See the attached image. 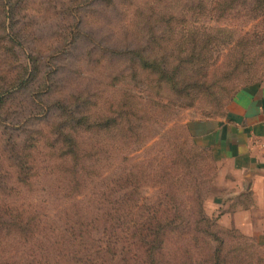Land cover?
I'll list each match as a JSON object with an SVG mask.
<instances>
[{"label":"rangeland","instance_id":"1","mask_svg":"<svg viewBox=\"0 0 264 264\" xmlns=\"http://www.w3.org/2000/svg\"><path fill=\"white\" fill-rule=\"evenodd\" d=\"M213 1L0 0V94L16 91L22 80H30L28 89L24 88V92L15 94L14 100L0 107V143L4 135L8 139V133L27 142L33 129L46 131V139L49 138L52 124L58 119L55 118L58 113L51 107L57 97L97 94V103L105 115H113L115 111L125 115L131 105L125 99H133L137 102L133 103L136 116L130 117L135 126L132 136L127 137L124 130L117 133L116 127L103 136L88 134L89 144L98 145V141L102 144L103 152L93 157L92 164H97L100 173L103 172L105 185H111L115 174L124 175L133 167L141 184L137 196L143 198L142 203L149 204L171 192L180 200L175 206L182 208L183 195L199 190L201 205L214 222L218 236L226 239L227 244L234 241L235 245L251 251L253 264H264V245L258 243L248 225L237 227L222 217L224 204L219 205L218 198L225 204L231 202V209L238 205L249 208L254 198L244 195L239 198V204L238 199L229 195V178L234 176L217 160L211 147L199 145L202 148L194 156L196 169L193 166L184 180L177 176L169 189L161 182L163 175L157 176L158 181L153 185L141 174L150 173L153 168L159 171L161 165L164 173L182 148L193 155L195 149L191 148L192 141L185 130L187 121L223 116L234 94L257 82L264 70V0H236L232 11L223 3L212 6ZM79 31L86 37L75 41L74 33ZM148 33L159 37L169 34L171 39L166 45L170 44L173 52L172 68L167 73L168 81L161 84L157 82L158 74L141 76L140 82L133 80L128 62L109 56L128 44L149 47L152 40ZM208 33L215 38L204 47L202 40ZM19 39L23 45H18ZM67 41L72 53L59 56L67 48ZM100 45L107 50L101 56L93 54L92 61L83 54L87 47ZM35 64L40 66L41 74L55 70L54 81L65 94H46L50 80L41 84V77L39 81L31 79L37 71ZM122 71L124 76L118 79ZM4 119L5 123L1 124ZM122 124L127 126L126 118ZM44 150L45 156H36L51 160L52 149ZM36 178L39 181L32 180L31 185H19V191L15 188L11 196L24 203L43 204L51 212L67 208L73 202L62 199L64 191L57 189L55 175L33 177ZM3 242L1 246L7 251V242ZM229 252L233 253L234 249Z\"/></svg>","mask_w":264,"mask_h":264},{"label":"trees","instance_id":"2","mask_svg":"<svg viewBox=\"0 0 264 264\" xmlns=\"http://www.w3.org/2000/svg\"><path fill=\"white\" fill-rule=\"evenodd\" d=\"M235 1L214 0L210 4L223 3L232 11ZM148 35L152 40L149 47H130L128 44L109 56L128 62L133 80L140 82L141 76L158 74L157 82L161 84L168 81L167 73L172 68L173 52L171 45H166V42L171 43V39L169 34L160 37L154 33ZM74 36L76 41L85 39L86 34L79 31ZM214 38L212 34H206L202 45L212 44ZM16 42L18 45L24 44L20 39ZM100 46L87 47L83 54L92 61L93 54L101 56L106 52L107 47ZM72 50L68 43L59 56H69ZM182 59L190 61L186 57ZM35 69L37 71L31 79L39 81L41 77V84L50 80L46 94H65L54 81L55 70L41 74L37 64ZM263 74L264 70L256 80ZM122 76L123 71L117 78ZM29 81L22 80L16 91L1 93L0 107L8 100H14L15 94L24 92V88L28 89ZM98 98L97 94L92 96L88 93L86 96L72 93L53 99L51 107L58 113V117H55L58 119L56 124L53 122L52 135L47 139L46 131L41 129L30 131L27 142L10 133L7 139V135L3 134L5 137L0 143V254L7 253L0 255V264H253L255 260L251 251L235 245L234 241L229 240L227 244L226 239L218 236L214 222L201 205L199 190L183 195L185 205L182 208L175 206L180 200L177 194L172 195L171 192H165L149 204L142 203L143 198L137 196L141 184H138V174L134 173L133 167L124 175L115 174L111 185H105L103 172L100 173L97 164H92L93 157L102 154V144L100 141L98 145L89 144L88 134L103 136V133L116 127L117 133L124 130L127 137L132 136L135 126L130 117L136 116L133 103L137 101L125 99L131 103L125 115L120 111H115V115H105L102 106L97 103ZM124 118L127 126L122 124ZM1 126L7 128L6 125ZM185 130L195 152L192 155L190 151L180 149L164 173H161L162 165L159 171L153 168L150 173L142 172L153 185L158 181L156 177L163 175L161 182L169 189L177 176H182L184 180L193 166H197L194 156L199 154L198 150L202 147L193 141L187 126ZM45 148L52 149L49 152L51 160H40L36 156H45ZM45 174L55 175L53 180L57 183V189L64 191L62 199L73 201L67 208L65 206L51 212L43 204H28L11 196L15 188L19 191V185H31L32 180L39 181L33 179L34 176ZM7 189L10 192L7 193ZM189 203L191 206H188ZM3 241L7 242V251L5 246H1L5 244ZM231 248L234 249L233 253L229 252Z\"/></svg>","mask_w":264,"mask_h":264},{"label":"crops","instance_id":"3","mask_svg":"<svg viewBox=\"0 0 264 264\" xmlns=\"http://www.w3.org/2000/svg\"><path fill=\"white\" fill-rule=\"evenodd\" d=\"M187 127L193 141L211 147L234 176L229 178V195L238 203L247 194L254 198L249 208L235 209L218 198L216 202L224 204L222 217L237 227L248 225L264 245V74L236 93L225 115L189 120Z\"/></svg>","mask_w":264,"mask_h":264}]
</instances>
